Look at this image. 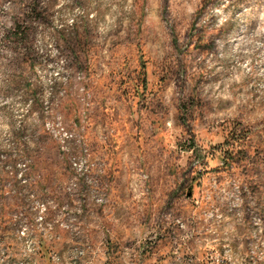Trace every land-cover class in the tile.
I'll return each instance as SVG.
<instances>
[{"label":"rangeland","instance_id":"374dc122","mask_svg":"<svg viewBox=\"0 0 264 264\" xmlns=\"http://www.w3.org/2000/svg\"><path fill=\"white\" fill-rule=\"evenodd\" d=\"M0 264H264V0H0Z\"/></svg>","mask_w":264,"mask_h":264},{"label":"built area","instance_id":"2783aa9c","mask_svg":"<svg viewBox=\"0 0 264 264\" xmlns=\"http://www.w3.org/2000/svg\"><path fill=\"white\" fill-rule=\"evenodd\" d=\"M44 210L46 211L47 209L44 208ZM41 220H43L42 217H41ZM21 235H22L23 238H26V237H27V229H24V230L22 231Z\"/></svg>","mask_w":264,"mask_h":264}]
</instances>
